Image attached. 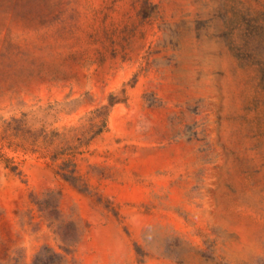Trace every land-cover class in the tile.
<instances>
[{
  "label": "rangeland",
  "instance_id": "rangeland-1",
  "mask_svg": "<svg viewBox=\"0 0 264 264\" xmlns=\"http://www.w3.org/2000/svg\"><path fill=\"white\" fill-rule=\"evenodd\" d=\"M0 264H264V0H0Z\"/></svg>",
  "mask_w": 264,
  "mask_h": 264
},
{
  "label": "trees",
  "instance_id": "trees-1",
  "mask_svg": "<svg viewBox=\"0 0 264 264\" xmlns=\"http://www.w3.org/2000/svg\"><path fill=\"white\" fill-rule=\"evenodd\" d=\"M64 176L67 177V178H69V179H71V180L74 179V176L73 175H70V176L69 175H64Z\"/></svg>",
  "mask_w": 264,
  "mask_h": 264
}]
</instances>
